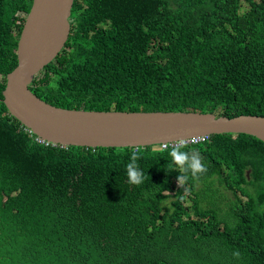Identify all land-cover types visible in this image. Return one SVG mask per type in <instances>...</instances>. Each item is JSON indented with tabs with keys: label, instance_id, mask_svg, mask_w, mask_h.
<instances>
[{
	"label": "trees",
	"instance_id": "16d2710c",
	"mask_svg": "<svg viewBox=\"0 0 264 264\" xmlns=\"http://www.w3.org/2000/svg\"><path fill=\"white\" fill-rule=\"evenodd\" d=\"M32 5L0 0V264H264L263 141L185 145L207 172L179 185L173 146H44L10 115L18 14ZM71 20L30 86L46 103L264 117V0H75Z\"/></svg>",
	"mask_w": 264,
	"mask_h": 264
},
{
	"label": "water",
	"instance_id": "95a60500",
	"mask_svg": "<svg viewBox=\"0 0 264 264\" xmlns=\"http://www.w3.org/2000/svg\"><path fill=\"white\" fill-rule=\"evenodd\" d=\"M75 0H33L21 32L18 65L6 78L3 102L38 137L61 146L146 147L193 136L245 134L264 142V117L213 113H117L54 107L30 91L36 76L66 45Z\"/></svg>",
	"mask_w": 264,
	"mask_h": 264
},
{
	"label": "clouds",
	"instance_id": "9594fccd",
	"mask_svg": "<svg viewBox=\"0 0 264 264\" xmlns=\"http://www.w3.org/2000/svg\"><path fill=\"white\" fill-rule=\"evenodd\" d=\"M71 22H72V20H70V24H71ZM70 33H71V31H70ZM69 36H70V34H69ZM17 47H18V45H17ZM198 113H200V112H198ZM24 127L26 128L27 132L31 131V133H33V131L31 129L27 128L26 126H24ZM201 136H203V135L193 136V137H201ZM193 137H190V138H193ZM207 137H209V138L206 141L199 142L197 144L209 141L211 136H207ZM37 138H40V137L37 136ZM190 138H187V139H190ZM187 139H179L177 141L164 142L162 144H158V145H162L161 146L162 148H168L170 146H173L170 148L169 155L172 159V164L176 168H179L181 170L182 174H179V176L177 177V181H178L179 185L186 183L192 177H197V176L202 175V174L207 172V165L202 162L199 153L195 149H190L188 151L184 150L185 145H196V144H185V140H187ZM44 141H46V140H44ZM46 142H48V141H46ZM44 146H46V145H44ZM47 146H56V144L48 142ZM63 147H69V146H63ZM134 148L136 149L138 147H134ZM139 159H140V156L137 155V153L135 151H133L130 158H129V162L126 165V174H127L129 183H131L133 185H137V186L144 184L145 181L148 179V176L146 175V173L140 169V166L138 164Z\"/></svg>",
	"mask_w": 264,
	"mask_h": 264
},
{
	"label": "built area",
	"instance_id": "2783aa9c",
	"mask_svg": "<svg viewBox=\"0 0 264 264\" xmlns=\"http://www.w3.org/2000/svg\"><path fill=\"white\" fill-rule=\"evenodd\" d=\"M29 133H31V131H29ZM209 137L207 136H201V137H193L190 139L185 140V144H197L199 142H203L206 141ZM36 142L42 145H48V142L44 141L41 138H36Z\"/></svg>",
	"mask_w": 264,
	"mask_h": 264
},
{
	"label": "rangeland",
	"instance_id": "374dc122",
	"mask_svg": "<svg viewBox=\"0 0 264 264\" xmlns=\"http://www.w3.org/2000/svg\"><path fill=\"white\" fill-rule=\"evenodd\" d=\"M30 13V12H29ZM29 13H28V15H29ZM28 15H26L24 12H20L19 14H18V18H19V20H20V22L22 23V21H24L27 17H28ZM39 76V75H38ZM38 78H42V75H40ZM189 204V203H188Z\"/></svg>",
	"mask_w": 264,
	"mask_h": 264
}]
</instances>
